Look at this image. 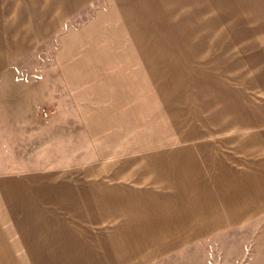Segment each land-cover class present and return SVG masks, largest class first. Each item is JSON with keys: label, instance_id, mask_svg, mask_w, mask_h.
I'll use <instances>...</instances> for the list:
<instances>
[{"label": "rangeland", "instance_id": "rangeland-1", "mask_svg": "<svg viewBox=\"0 0 264 264\" xmlns=\"http://www.w3.org/2000/svg\"><path fill=\"white\" fill-rule=\"evenodd\" d=\"M239 2L0 0V264H264V0Z\"/></svg>", "mask_w": 264, "mask_h": 264}, {"label": "crops", "instance_id": "crops-1", "mask_svg": "<svg viewBox=\"0 0 264 264\" xmlns=\"http://www.w3.org/2000/svg\"><path fill=\"white\" fill-rule=\"evenodd\" d=\"M123 4L126 6V8H128L127 12L129 13V17H128V24L130 25H138V22L136 21H132L131 19L136 18L133 15V12L136 10H140V9H149V10H160L162 11L159 16L160 17H169V18H175L176 21L174 22H170L169 24L173 25H177L179 24V22H177V19L180 16V12L179 11H183L181 15L184 14V10L187 11V16L192 17L193 21L191 22V25H211V24H215V25H220V26H226L227 25V16H228V11L229 10H241L243 8V6L241 5V2H239V0H122ZM134 3H139V5H136ZM127 4L128 5L127 7ZM163 11H170L169 14L165 13ZM189 12V13H188ZM189 14V15H188ZM154 15V14H153ZM201 19V21H197ZM211 19H213L214 21L211 22ZM90 30H93V26L89 27ZM101 31V30H99ZM112 32L113 29H107V37H106V41H110L111 37H109L108 35L109 32ZM98 32V31H97ZM86 35L84 32H81L79 37ZM87 36V35H86ZM89 38V37H87ZM83 45V44H82ZM80 47H83V46ZM93 52V51H92ZM104 52V51H101ZM114 51H110V55H113ZM105 54V53H104ZM103 54V56H105ZM99 57V55H97ZM116 56V55H115ZM114 56V57H115ZM110 57L108 56L107 59H109ZM108 61V60H107ZM104 66V65H103ZM103 66H97V67H92L91 68H86V70H84L83 68H81L82 73L86 78H90L91 75H93V73L95 71L98 72V74H101V77L104 76V71L106 69H110L113 66L108 65L107 63V68L104 69ZM68 68V67H66ZM63 72H65V76L66 79L68 81H72V82H77L79 80L78 77H71L68 73H67V69L63 68ZM89 75V76H88ZM106 79H108V77L105 76Z\"/></svg>", "mask_w": 264, "mask_h": 264}]
</instances>
